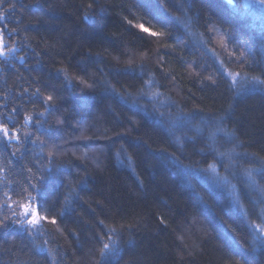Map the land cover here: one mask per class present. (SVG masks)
Returning <instances> with one entry per match:
<instances>
[{
    "label": "trees",
    "instance_id": "trees-1",
    "mask_svg": "<svg viewBox=\"0 0 264 264\" xmlns=\"http://www.w3.org/2000/svg\"><path fill=\"white\" fill-rule=\"evenodd\" d=\"M0 16V125L16 137L0 136V264H264L251 196L204 172L223 153L264 185V88L221 67L264 84V10L0 0ZM25 204L47 217L38 235Z\"/></svg>",
    "mask_w": 264,
    "mask_h": 264
},
{
    "label": "rangeland",
    "instance_id": "rangeland-1",
    "mask_svg": "<svg viewBox=\"0 0 264 264\" xmlns=\"http://www.w3.org/2000/svg\"><path fill=\"white\" fill-rule=\"evenodd\" d=\"M245 6L250 8H257L260 10H264V8L260 7L257 3V0H240ZM0 48L3 49L4 56H10V51L4 48V45L0 42ZM221 63V62H220ZM224 74L228 77V79L232 82L233 86L239 85L240 87H260L264 88V84L257 79H252L248 82V78L241 76L237 72H234L223 65H221ZM231 74V75H230ZM238 74V75H237ZM147 91L148 88H147ZM146 94H149L147 92ZM24 124H29V121L26 119ZM28 126V125H27ZM2 127L0 125V136H3ZM230 156L222 154H218L215 158L214 162L211 163L206 169H204L207 177L217 186L223 188L227 193L237 201L238 196V188H240L239 184H241L242 191L250 195V206L253 207V213L255 216L254 223L252 224V229L254 233L259 237L260 240L264 241V185L254 181L256 174H260L258 168L253 165L243 164L239 165L236 160H230ZM229 161V164L225 160ZM263 170V169H261ZM238 183V184H237ZM5 202V201H4ZM6 207H11V202L8 200L5 202ZM35 207L34 205H31ZM20 212V211H19ZM20 219H22L23 230H27L28 233L32 235H38L39 224L35 228H31L27 223H25L26 218L21 215ZM41 216V214L39 213ZM42 221V220H41Z\"/></svg>",
    "mask_w": 264,
    "mask_h": 264
},
{
    "label": "snow or ice",
    "instance_id": "snow-or-ice-1",
    "mask_svg": "<svg viewBox=\"0 0 264 264\" xmlns=\"http://www.w3.org/2000/svg\"><path fill=\"white\" fill-rule=\"evenodd\" d=\"M228 3L229 4H232L233 3V0H228ZM257 3H258V5L260 6V7H262V8H264V0H257ZM3 17L2 16H0V19H2ZM142 27V26H141ZM145 31H147V29H144ZM153 35H155V33H153ZM4 53H3V49L2 48H0V55H3ZM231 75V74H230ZM238 75V74H237ZM39 90H37V92H38ZM48 100H51L52 99V97L51 96H49L48 98H47ZM29 119H31V118H29ZM2 131H3V136L5 137V138H8V140H11V139H16V137L15 136H10V134H9V131H8V129L7 128H3L2 129ZM32 187L35 189L37 186L36 185H32ZM7 195V194H6ZM28 196H29V200H35L36 198L35 197H33L32 195H31V193L29 192V194H28ZM39 208H40V205L39 204H37L35 207H32L31 206V204H25V205H23V212L21 213V215H23L25 218H26V220H25V223H27L31 228H35L38 224H39V222L41 221V220H46L47 219V217H44V216H40L39 215ZM13 215H16V213L15 212H13ZM51 223H53V224H55L56 223V221H55V219L53 218L51 221H50ZM2 221H0V225H2ZM21 227H23V223L21 224ZM114 231V230H113ZM110 239H111V237H109ZM109 244H104L103 245V249L104 250H106V249H109ZM104 253H103V250L101 251V255H103Z\"/></svg>",
    "mask_w": 264,
    "mask_h": 264
},
{
    "label": "water",
    "instance_id": "water-1",
    "mask_svg": "<svg viewBox=\"0 0 264 264\" xmlns=\"http://www.w3.org/2000/svg\"><path fill=\"white\" fill-rule=\"evenodd\" d=\"M226 1H228V0H226Z\"/></svg>",
    "mask_w": 264,
    "mask_h": 264
}]
</instances>
